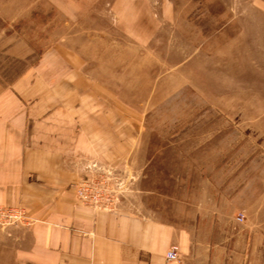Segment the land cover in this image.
<instances>
[{
	"label": "rangeland",
	"instance_id": "1",
	"mask_svg": "<svg viewBox=\"0 0 264 264\" xmlns=\"http://www.w3.org/2000/svg\"><path fill=\"white\" fill-rule=\"evenodd\" d=\"M84 65L113 80L136 146L118 163L83 159L77 200L264 264V0H0V96L42 94L67 66L80 85ZM2 207L0 228L30 224Z\"/></svg>",
	"mask_w": 264,
	"mask_h": 264
},
{
	"label": "crops",
	"instance_id": "2",
	"mask_svg": "<svg viewBox=\"0 0 264 264\" xmlns=\"http://www.w3.org/2000/svg\"><path fill=\"white\" fill-rule=\"evenodd\" d=\"M87 67L74 72L80 85L67 69L42 94L0 96V206L23 207L33 219L0 228V264H232V248L215 259L190 228L77 200L83 159L118 163L136 146L121 130L113 80ZM172 245L178 260L166 257Z\"/></svg>",
	"mask_w": 264,
	"mask_h": 264
},
{
	"label": "built area",
	"instance_id": "3",
	"mask_svg": "<svg viewBox=\"0 0 264 264\" xmlns=\"http://www.w3.org/2000/svg\"><path fill=\"white\" fill-rule=\"evenodd\" d=\"M81 202L83 204H85V201L81 200ZM104 209H109V207H104ZM5 210H6L5 207L0 206V218L3 217ZM15 218L18 220V222H21L20 220L24 221L22 218H17V217H14V216L11 217V221L15 220ZM237 218L240 221L243 220V216L242 215H239ZM0 221H1V219H0ZM28 222L30 223L31 221H28ZM166 257L169 260H178L179 259V247H178V245H172L170 250L167 252Z\"/></svg>",
	"mask_w": 264,
	"mask_h": 264
},
{
	"label": "bare ground",
	"instance_id": "4",
	"mask_svg": "<svg viewBox=\"0 0 264 264\" xmlns=\"http://www.w3.org/2000/svg\"><path fill=\"white\" fill-rule=\"evenodd\" d=\"M92 167H93V168H95V167H97V168H102V166H101L100 164H92Z\"/></svg>",
	"mask_w": 264,
	"mask_h": 264
}]
</instances>
